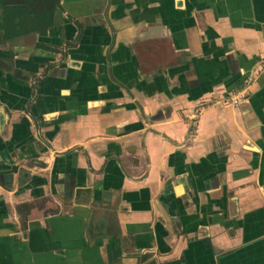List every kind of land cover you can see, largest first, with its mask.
Returning <instances> with one entry per match:
<instances>
[{"label":"crops","instance_id":"obj_1","mask_svg":"<svg viewBox=\"0 0 264 264\" xmlns=\"http://www.w3.org/2000/svg\"><path fill=\"white\" fill-rule=\"evenodd\" d=\"M0 264H264V0H59L0 42Z\"/></svg>","mask_w":264,"mask_h":264},{"label":"trees","instance_id":"obj_2","mask_svg":"<svg viewBox=\"0 0 264 264\" xmlns=\"http://www.w3.org/2000/svg\"><path fill=\"white\" fill-rule=\"evenodd\" d=\"M59 0H0V42L42 33L54 23Z\"/></svg>","mask_w":264,"mask_h":264},{"label":"rangeland","instance_id":"obj_3","mask_svg":"<svg viewBox=\"0 0 264 264\" xmlns=\"http://www.w3.org/2000/svg\"><path fill=\"white\" fill-rule=\"evenodd\" d=\"M0 15H1V12H0Z\"/></svg>","mask_w":264,"mask_h":264}]
</instances>
